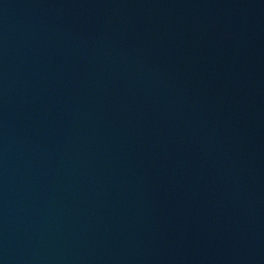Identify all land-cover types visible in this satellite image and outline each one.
Segmentation results:
<instances>
[{"label": "water", "instance_id": "1", "mask_svg": "<svg viewBox=\"0 0 264 264\" xmlns=\"http://www.w3.org/2000/svg\"><path fill=\"white\" fill-rule=\"evenodd\" d=\"M0 264H264V0H0Z\"/></svg>", "mask_w": 264, "mask_h": 264}]
</instances>
